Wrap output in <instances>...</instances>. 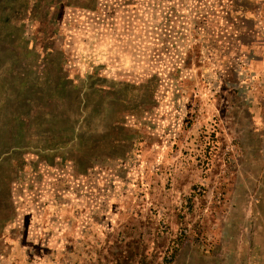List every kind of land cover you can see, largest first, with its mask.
Masks as SVG:
<instances>
[{"label":"rangeland","instance_id":"374dc122","mask_svg":"<svg viewBox=\"0 0 264 264\" xmlns=\"http://www.w3.org/2000/svg\"><path fill=\"white\" fill-rule=\"evenodd\" d=\"M261 66L264 0H0V264H264Z\"/></svg>","mask_w":264,"mask_h":264},{"label":"crops","instance_id":"0c3cea01","mask_svg":"<svg viewBox=\"0 0 264 264\" xmlns=\"http://www.w3.org/2000/svg\"><path fill=\"white\" fill-rule=\"evenodd\" d=\"M260 72H261V74H264L263 73L264 72V67L261 66Z\"/></svg>","mask_w":264,"mask_h":264}]
</instances>
